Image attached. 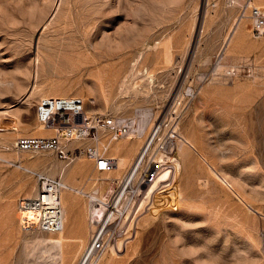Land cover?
Wrapping results in <instances>:
<instances>
[{"label":"rangeland","instance_id":"obj_1","mask_svg":"<svg viewBox=\"0 0 264 264\" xmlns=\"http://www.w3.org/2000/svg\"><path fill=\"white\" fill-rule=\"evenodd\" d=\"M226 1L0 0V71L6 72L0 73V93L5 92L1 110L19 112L22 122L36 119V103L26 108L16 99L26 80L21 71L30 67L39 49L46 72L66 85L71 97H84L89 115H110L131 124L138 111L148 109L158 118L156 144L172 146L175 139L168 140V134L176 122L197 150L186 147L185 158L174 154L181 163L176 183L182 200L175 211L159 205L142 215L137 237L119 254V264H264V38L252 37L247 19L244 43H230L223 67L214 72L239 11L225 9ZM56 4L59 9L50 16ZM167 39L166 59L158 43ZM96 65L109 95L107 104ZM145 70L150 79L141 77ZM36 132L19 126L0 137V264H33L31 242L46 236L19 226L18 200L28 196L20 182L35 186L37 173L60 180L52 169L66 165L49 153L25 156L45 159L48 168L24 163L21 168L6 159L18 135L43 136ZM110 137L107 131L99 133L102 142ZM92 146L83 141L69 147L76 152ZM78 163L84 164L85 175L76 182L85 192L115 176L114 170L94 172L85 153L69 165ZM72 199L74 218H82L85 227L87 200L75 194ZM73 253L68 264L77 259Z\"/></svg>","mask_w":264,"mask_h":264},{"label":"bare ground","instance_id":"obj_2","mask_svg":"<svg viewBox=\"0 0 264 264\" xmlns=\"http://www.w3.org/2000/svg\"><path fill=\"white\" fill-rule=\"evenodd\" d=\"M260 1L263 2V0H259V1L256 0V5L257 7H259L260 10L264 11V4H261L262 2ZM257 2H259L261 5L258 4ZM240 5H241V0H227L224 3L225 9H227L229 12L237 11ZM58 9H59V6H57L56 4L52 10V13H50V16L52 14H55V12ZM247 19L248 18H240L239 16H236L234 20L232 21L229 31L226 37L224 38V42L220 50V53L216 56L217 63H216V66H214L215 67L213 70L214 72H219L221 68L223 67V64L221 62L225 57V53L230 43L232 44L234 43L236 45L239 43L241 44L244 43L243 40H245L244 38L246 35L245 27H246ZM44 24L45 23H43V25ZM158 45L161 47V50L164 53L165 58L167 59L170 56L169 39L159 42ZM102 57H105V56L103 55ZM142 58H143V55L139 54L138 59H142ZM92 59L94 63L95 61H97V59L94 57ZM50 61L54 63L52 60ZM47 65L48 64H46L44 60H42L41 52H39V49H38L37 54L35 55L32 62L30 63V67H27V68L25 67V70H24L25 72L21 71V73L25 76L26 80L24 84H21L20 87H18L19 97L16 99V101L22 106L26 108H31L35 106L33 102H35L37 105L41 100L45 98L73 96L72 94H69L66 90H64V87H66V85H64L60 80H55L53 76L51 75V73L46 72ZM73 66L74 65H72V67ZM95 70H96L95 73H96L97 83L99 84L100 89H101V97L104 103L107 104L109 95L106 92V88L102 85V82L99 76L101 72L100 71L101 68L96 65ZM17 71L18 69L16 70V72ZM2 72L3 71H0V73ZM3 73H6V72H3ZM141 77L144 79H150L151 73L148 70H145L144 73L141 74ZM13 80L17 81L16 78H13ZM26 81L29 82V85H27ZM124 84H125V81L121 83L120 87H123ZM83 90H81L80 92H82ZM88 94H90L91 96L92 91L89 90ZM121 94H123V92ZM4 95H5V92L0 93V107L3 104V100H5L4 99L5 97H3ZM83 98L84 97H82L81 99L83 100ZM88 101L91 105L95 104V99H93L92 97H90ZM1 109L2 108H0V137L2 136V132H5L10 129H15V128L17 129L19 126H27V127L30 126L31 128L36 129L37 131L36 133H38L37 135H43V136L54 135L56 132H60L64 128L63 126H53L51 128H46L43 124H40L36 119L33 120V123H29V122L26 123L24 121L23 123L20 119L19 112L17 111L12 112L10 110H1ZM87 112H86L87 116H92V114L89 115V113ZM28 119L29 118H26V120ZM157 119L158 118H156L155 113H152L148 109H145V110L142 109L135 114L134 121L132 119L133 122L131 121L132 122V123L130 122L131 124H127V122L124 121L125 119L123 120V122H121V120H117L118 123H121L122 126L128 127V131L125 133V135L122 138H120V139H125L126 141L124 140V142H120L119 141L120 139L113 140V137L110 131L105 130L110 133L111 139H109L107 142L105 141L102 142L99 139L97 140L96 146L98 149H101L102 152L101 151L100 152L102 155L115 158L116 160L115 167L109 171V174H112L114 170L115 173L113 174L115 176L106 177L105 179L103 178L104 179L103 182L101 181L99 184L94 185L93 188L88 192H85V189H83L84 187L82 188L83 190L81 188H78L80 187V185L77 186V182H76L78 181V178H80L79 176L81 175V177H83L82 173L84 174V171H83L84 168H82L84 164H81L82 162L80 164L78 163L73 166L71 165H62L59 167L54 166V168L52 169L53 170L52 174L57 175L60 178V180L55 179V178H51V179L59 180L60 182H62L64 186L59 190L57 194V199H55V194L52 193L48 197L47 202H48L49 207H54L57 203L60 205L59 209L61 210V213H62L63 228L57 233H45L44 232L46 236L37 237V238L34 237L35 239L33 238L34 240H32L31 242L32 246L30 245L32 248L29 247L30 249H32L30 254L33 257V262H32L33 264H68L69 261H71V254L73 253L72 250L74 249L75 246H76V251L73 253L74 258L76 257V254L80 249L82 250L84 249L89 232H90V228L92 227V226H89L88 224V220L90 219V214L92 213L94 218L98 220L102 216L103 208H94V207H91L87 203L86 208H85L86 209L85 212H87V217H86L87 223L84 227L83 234L73 236L74 231L72 230L71 226L68 224L69 212L70 210L72 212V209H71L72 204H73L72 195L75 194V195H79L85 198V195L80 194L77 191L82 190V192L85 194L87 193L93 194L96 191L97 195L96 196L94 195V198L104 201L113 192L112 185L117 184V182H119L122 179L123 175L126 173L125 171L128 170L134 157L139 152L142 144H144V142L151 136L153 140L155 137L157 138V134H154L153 132L156 127L155 121H158ZM5 121H11L14 124V126L7 125ZM168 136L169 138L175 139V141H173L172 149H173L174 154L177 153L178 155L177 154L176 155L180 156V158H185L186 147H190L195 152H197L194 145L180 131L179 125L176 124V122L171 127V130L169 131ZM18 138H20L19 135L17 136V139ZM144 138L145 140L143 142ZM131 139H134V140H131ZM14 143L15 141L13 142V145ZM12 151L13 150L8 151V153L6 152L4 154L6 159H9L8 161H10L11 159L15 164L19 163L20 164L19 167L21 168H22L23 163L24 165H29V166H33V165L35 166L38 164L44 165L46 168H48L50 164V162L46 161L45 159L32 160L30 158L28 159L25 158V156L30 154L28 152H23L20 154L16 151H13V152ZM163 158H164V152H160L158 155V159H163ZM170 160H171V170L169 172L168 171L162 172L158 176L157 181L155 182V184L152 186L150 190V203H149L150 207L147 211L148 213L150 211H156L159 205H162L164 210L171 209L175 211V208H176L175 206H178L179 201L182 200V197H181L182 192L180 193L178 189V185L176 183L179 177V174H180L181 163H180V160L174 155H173V158L170 157ZM123 170L125 173L121 174L122 177L117 176V174ZM168 179H170L171 181V187L166 191H158V186H160L161 183L165 182ZM35 182H36L35 186L31 185L29 181H22L19 184V188L21 191H28V194H27L28 196H22L18 200V205H17L18 211H16L17 212L16 218L18 219L19 226L22 230L26 232H37V230L38 232L39 231L41 232L42 231L41 222L43 220V217L45 216V210H44L45 208L43 207L23 208L19 206L20 200L26 199V198H34L39 195L41 187L39 186L37 181ZM159 200L163 202L161 203L159 202ZM143 216H141L140 219ZM136 237L137 236H135L134 239H132L129 242V244L133 242L136 239ZM125 250L122 251V254L125 252ZM119 254L121 253L114 252V251L105 253L102 257L101 264H119L118 259L123 256V255L120 256Z\"/></svg>","mask_w":264,"mask_h":264},{"label":"built area","instance_id":"obj_3","mask_svg":"<svg viewBox=\"0 0 264 264\" xmlns=\"http://www.w3.org/2000/svg\"><path fill=\"white\" fill-rule=\"evenodd\" d=\"M238 16L248 18L252 26V37H264V11L256 5V0H241ZM36 120L46 128L63 126V130L48 136H29L18 138L13 150L18 153L30 154L49 153L59 160L71 164L78 154L85 153L92 162L93 171L106 173L115 167L116 160L104 156L97 148L99 133L109 130L113 140L122 138L128 131L110 115H86V103L79 97H49L41 100L35 109ZM154 134L142 144L122 179L114 185L113 192L101 201L94 198L97 192L85 194L87 203L94 208H103L102 216L97 220L90 214L88 220L90 232L84 249L80 252L74 264H101L102 257L107 252L121 253L129 242L136 236L138 222L150 207V190L164 171L171 170L173 158L172 146L156 144L160 127L156 125ZM169 138V136H168ZM169 138L168 140H171ZM89 141L91 149L70 151V144ZM161 141V139H159ZM156 144V145H155ZM160 152L164 158L158 159ZM36 181L41 187L39 195L34 198L22 199L20 207H43L45 216L41 222V229L45 233H57L63 228L60 205L49 207L48 197L54 193L55 199L59 190L64 186L59 180H53L37 173ZM171 187L170 179L158 186V191H166Z\"/></svg>","mask_w":264,"mask_h":264},{"label":"crops","instance_id":"obj_4","mask_svg":"<svg viewBox=\"0 0 264 264\" xmlns=\"http://www.w3.org/2000/svg\"><path fill=\"white\" fill-rule=\"evenodd\" d=\"M68 224L71 226L72 230L74 231L73 235L83 234V231H84L83 220H82V218H78V216L76 218H74V215L71 212V210H70L69 216H68Z\"/></svg>","mask_w":264,"mask_h":264}]
</instances>
